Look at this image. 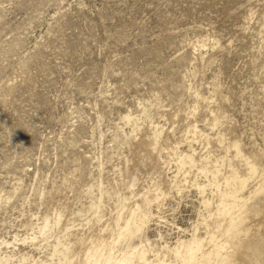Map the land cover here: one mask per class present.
Masks as SVG:
<instances>
[{"label":"rangeland","instance_id":"rangeland-1","mask_svg":"<svg viewBox=\"0 0 264 264\" xmlns=\"http://www.w3.org/2000/svg\"><path fill=\"white\" fill-rule=\"evenodd\" d=\"M0 264H264V0H0Z\"/></svg>","mask_w":264,"mask_h":264}]
</instances>
